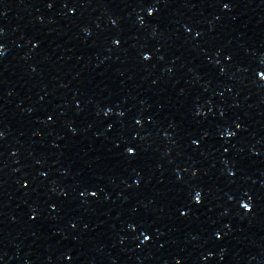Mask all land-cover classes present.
Segmentation results:
<instances>
[{"label":"water","instance_id":"water-1","mask_svg":"<svg viewBox=\"0 0 264 264\" xmlns=\"http://www.w3.org/2000/svg\"><path fill=\"white\" fill-rule=\"evenodd\" d=\"M0 264H264V0H0Z\"/></svg>","mask_w":264,"mask_h":264}]
</instances>
